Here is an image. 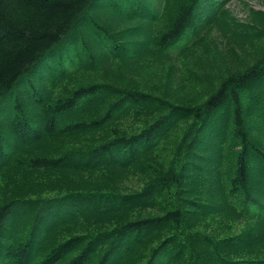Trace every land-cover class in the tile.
Returning <instances> with one entry per match:
<instances>
[{"label":"trees","instance_id":"16d2710c","mask_svg":"<svg viewBox=\"0 0 264 264\" xmlns=\"http://www.w3.org/2000/svg\"><path fill=\"white\" fill-rule=\"evenodd\" d=\"M100 1L120 20L92 14L103 10ZM226 1L0 0V105L9 103L0 121V264H122L125 258L128 264H264V58L196 106L104 80L69 92V82L60 83L126 57L131 44L123 40L138 28L121 29L125 19L140 16L146 49L174 56L199 42L212 23L234 19ZM125 5L133 12L125 13ZM85 21L98 45L83 40ZM78 43L85 55L64 53ZM183 118L194 130L181 140L187 143L183 164L151 168L145 188L122 192L45 180L53 169H150L143 155L158 149ZM140 119L145 125L130 131ZM11 174L34 181L21 185ZM223 214L246 224L239 234L195 229ZM169 228L150 249L152 236Z\"/></svg>","mask_w":264,"mask_h":264},{"label":"rangeland","instance_id":"374dc122","mask_svg":"<svg viewBox=\"0 0 264 264\" xmlns=\"http://www.w3.org/2000/svg\"><path fill=\"white\" fill-rule=\"evenodd\" d=\"M130 3L134 6L133 2ZM99 7L103 10L94 9L92 14H99L111 21L119 19V16H111L109 14V6L105 1H100ZM224 7L229 11V16L231 15L234 18L233 20H224L223 24L212 23L202 33L204 35L199 42L191 46L187 51L174 56L146 49L150 46V43H148L146 36L147 28L139 26L143 22L140 16L135 15L134 17L125 19L119 23L121 29H131L136 26L138 28L137 35L128 36L126 40H123L127 43L130 41L129 44H131L126 49L128 51L124 53L126 57L115 58L109 64L99 69L80 72L74 80L70 78L73 75L71 74L60 83L66 84L69 82L67 86V92H69L71 87L77 86L82 82H87L91 79L104 80L118 86L148 91L176 104L200 105L228 77L246 72L264 58V0H228ZM123 8L125 13L133 12V7L125 5ZM165 21L163 24H159L161 31L163 30V25L166 24ZM80 27V30L85 35L83 40H85L88 46L92 43L96 45L100 43L99 38H96L99 35L95 34L89 22L85 21ZM256 29L258 34L254 32ZM158 33L159 31L154 32V36L158 35ZM136 42H139V44ZM71 49L77 55H85L82 53L80 43H78V46L76 44H69L66 51L63 52L68 55L71 53ZM138 52L141 53L140 57L132 56ZM42 92L48 95L45 89ZM19 93L24 99L25 105L31 106L34 103L23 96V89H20ZM0 106H2L0 109V121H4L3 118L6 117L9 107L8 99H5ZM250 120V125H252L254 118L252 117ZM130 122H132V118L124 119L122 124L123 126H127ZM136 122L129 126L130 131H137L145 125V122L141 119ZM192 124L193 121L188 118L179 120L169 136L164 138L158 149L153 153L143 155V159L146 165L150 166V169L145 170L144 168L141 172H131L123 169L109 168L95 171L91 174L67 168L60 172L53 169L47 173L45 180L54 182V180L62 181L66 179L67 182L78 186L112 188L122 192L138 191V189L145 188L147 181L152 177L151 168L154 169L161 166L165 169L173 165V163L177 166L183 164L187 153V143L181 140L190 131L194 134V130H190ZM4 125H7V123L5 122ZM101 131H96L91 135H98ZM81 137L77 140V143L82 144ZM69 139L66 140L70 141ZM9 142L7 141L8 147L13 144L11 140ZM61 142L63 141L58 143ZM65 146L66 144H59L61 148H65ZM11 178L15 183H20L21 185L28 183V181H34L33 178L28 180L26 176L23 180L24 177H16L14 174H11ZM19 210L15 208L14 213H21ZM25 212L26 215L32 213L27 209ZM143 212L146 215L150 213V210H144ZM22 215H24L23 212ZM19 225L14 223L13 227L18 228ZM244 225L246 224L242 220L223 214L222 217H211L202 220L196 224L195 229H200L216 236H228L239 234L245 227ZM170 230L172 228L154 234L151 240L147 242L148 247L150 249L153 248L157 244L156 242L170 233ZM24 231H28V228H24ZM37 236L40 238L41 234ZM124 239L127 246H129L133 240L132 234L125 236ZM142 242H144L143 239ZM36 246L40 250L43 247L42 241H38ZM116 258L120 260L121 256ZM122 264H128L126 258L122 261Z\"/></svg>","mask_w":264,"mask_h":264}]
</instances>
